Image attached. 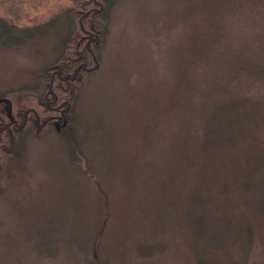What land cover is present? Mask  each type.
<instances>
[{
	"label": "rangeland",
	"instance_id": "1",
	"mask_svg": "<svg viewBox=\"0 0 264 264\" xmlns=\"http://www.w3.org/2000/svg\"><path fill=\"white\" fill-rule=\"evenodd\" d=\"M86 2L2 3L29 34L0 44V116ZM100 58L70 116L28 128L7 162L0 264H264V0H114Z\"/></svg>",
	"mask_w": 264,
	"mask_h": 264
},
{
	"label": "trees",
	"instance_id": "2",
	"mask_svg": "<svg viewBox=\"0 0 264 264\" xmlns=\"http://www.w3.org/2000/svg\"><path fill=\"white\" fill-rule=\"evenodd\" d=\"M5 1L0 0V44L13 45L22 42L29 33L24 26H20V20H16L20 18L12 14L8 7L6 8V4L5 9L2 8ZM113 1L87 0L85 5L81 4L84 5V7L81 6L82 12L71 7L68 8L66 12L72 21L69 26L70 31L66 41L64 40L65 48L55 60L54 65L49 68L46 72L47 74H41L38 81L23 85L10 92L11 98L14 99L13 101L22 105L19 108H16L14 104L12 105L13 111L16 112L14 114L18 115L20 121L24 119H27V121L24 128L15 132V136H13V126L11 127V132L5 123L0 122L3 125H0V182L4 176L5 169H7V162L18 157L17 148L23 145L27 134L26 130L30 127H35L38 130L37 119L39 118L43 121V118L46 117V114H49L50 110L55 113L59 112V114L67 117L71 112L83 77L99 68L101 46ZM61 11L65 12V10ZM202 49L204 50V48ZM215 54L214 52L204 51L202 56L204 59L200 61V65L212 71V73L216 72V68H211L216 63V58H218L214 57ZM208 58L210 60V68L207 67ZM230 73L232 74V70ZM18 91L22 92V94L18 93ZM202 95H205L204 92ZM233 96L237 98L239 105H242L245 94L239 93ZM202 124L204 126L201 127L197 136L200 139L199 143L202 142L203 138L208 135L213 127L209 118L205 119V116ZM85 173H87L86 170ZM103 205L105 208L102 214V221L95 237L97 244L111 220L110 201L104 200ZM54 221L52 227L56 229L57 226ZM90 261L92 264H97L99 259L93 255L90 257Z\"/></svg>",
	"mask_w": 264,
	"mask_h": 264
},
{
	"label": "flooded vegetation",
	"instance_id": "3",
	"mask_svg": "<svg viewBox=\"0 0 264 264\" xmlns=\"http://www.w3.org/2000/svg\"><path fill=\"white\" fill-rule=\"evenodd\" d=\"M12 114H13V118L12 117L10 118L7 114L4 115V116L1 115L0 116V122L1 123H5L6 127L8 126L7 128L9 129V131H11V127L13 126L14 127L13 136H15V132L16 131H18V130H20V129H22V128L25 127L27 119H24L23 121H20L18 115H15L14 114L13 109H12ZM61 115H63V114H59V112H56V113H54L52 115H49V116L44 117L43 118V121H41V119L38 118L37 119V125L39 126V129L38 130L46 127V125H47L46 123L47 122L48 123H51L52 122V124H53L56 119H60V116ZM62 120H64V119H62ZM1 123H0V125H1ZM44 124H46V125H44ZM1 126H3V125H1Z\"/></svg>",
	"mask_w": 264,
	"mask_h": 264
},
{
	"label": "water",
	"instance_id": "4",
	"mask_svg": "<svg viewBox=\"0 0 264 264\" xmlns=\"http://www.w3.org/2000/svg\"><path fill=\"white\" fill-rule=\"evenodd\" d=\"M101 230H102V229H101ZM94 247H95V250H96V247H97V243H96V242L94 243Z\"/></svg>",
	"mask_w": 264,
	"mask_h": 264
}]
</instances>
